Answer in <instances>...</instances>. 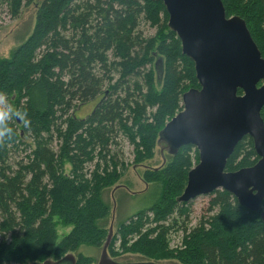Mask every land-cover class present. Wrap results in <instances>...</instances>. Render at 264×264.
Segmentation results:
<instances>
[{
    "label": "trees",
    "instance_id": "16d2710c",
    "mask_svg": "<svg viewBox=\"0 0 264 264\" xmlns=\"http://www.w3.org/2000/svg\"><path fill=\"white\" fill-rule=\"evenodd\" d=\"M29 1L0 0V14L7 9L16 19ZM222 1L228 17L246 21L264 57V0ZM143 21L165 32L169 16L161 2L150 0H42L32 33L0 61V108L11 106L31 122L26 128L12 117V138L0 140V264L58 261L82 246L103 249L109 231L98 223L110 212L103 196L129 167L125 148L133 149L131 164L151 160L160 131L183 110V94L199 88L177 35L168 28L164 38L146 39ZM157 58L163 60L161 88L152 67ZM95 100L93 112L79 118L78 109ZM193 148L144 173L152 204L120 224L108 247L111 258L119 255V242L121 255L152 260L264 264L260 213L244 209L226 191L211 195L209 215L196 226L179 225L190 212L189 203L177 199L199 162L195 150L193 165ZM259 159L245 137L227 171ZM59 223L71 228L63 237ZM172 232L182 234L175 251L169 249ZM92 262L79 256L77 264Z\"/></svg>",
    "mask_w": 264,
    "mask_h": 264
},
{
    "label": "water",
    "instance_id": "95a60500",
    "mask_svg": "<svg viewBox=\"0 0 264 264\" xmlns=\"http://www.w3.org/2000/svg\"><path fill=\"white\" fill-rule=\"evenodd\" d=\"M150 1L164 5L168 28L181 41L183 55L193 61L199 83L198 89L183 94V110L159 134L158 143L171 156L186 146L198 151L199 162L177 201L189 203L226 191L264 221V57L246 21L228 17L222 0ZM245 137L252 139L260 159L252 167L228 172V161ZM111 240L112 229L98 264H159L116 262L108 254ZM32 264H77V259L71 253Z\"/></svg>",
    "mask_w": 264,
    "mask_h": 264
},
{
    "label": "rangeland",
    "instance_id": "374dc122",
    "mask_svg": "<svg viewBox=\"0 0 264 264\" xmlns=\"http://www.w3.org/2000/svg\"><path fill=\"white\" fill-rule=\"evenodd\" d=\"M41 1L42 0H30L28 4H24L20 15L16 19L10 18L7 9H5L0 14V61L9 60L13 52L32 33L35 26L36 11ZM140 32L146 39H152L156 37L157 40H160L164 38V36L169 32V29L167 28L165 32H160L159 28L151 26L149 23L143 21L140 25ZM152 67H154V69L157 68V87L161 88L160 80L162 77H160V75L163 65L159 62V58L155 59L154 65H152ZM97 102L98 100L90 101L81 106L78 109V117L86 118L93 112L97 106ZM0 105L4 106L5 104L2 101L0 102ZM163 148L164 146L158 143L154 152V157L151 160L139 165L131 164L134 159L132 147L127 146L125 148V162L129 164V167L118 184L105 191L103 198L109 205L110 212L105 220L98 223L108 231L112 229V239L117 234L121 223L151 206L153 199L150 194V187L144 183L142 178L147 170L151 171L155 169H161L163 166L165 167L168 165L170 162V157L167 153V150ZM195 150L196 149L193 148L192 151L193 165L196 164L197 160ZM211 195L200 196L189 202L188 208L190 212L188 219L187 221H185V218L180 219L179 225H183L185 222L187 223L186 226L189 228L191 226L194 227L200 222V220L203 219V217H207L209 215L210 201L212 199ZM70 231V227L59 223L58 235L60 237H63ZM168 238L170 250L175 251L177 248H180L182 244V234L180 232H172ZM119 245L120 243L117 242L116 247L117 250L119 249V251L116 252L119 255L116 258H112L119 263H142L150 261L159 264H181L179 261L171 258L164 260H152L140 254L127 253L121 255ZM102 252V248L82 246L77 252L74 253V256L76 257L77 261L79 256H83L92 259V264H98L102 256Z\"/></svg>",
    "mask_w": 264,
    "mask_h": 264
},
{
    "label": "clouds",
    "instance_id": "9594fccd",
    "mask_svg": "<svg viewBox=\"0 0 264 264\" xmlns=\"http://www.w3.org/2000/svg\"><path fill=\"white\" fill-rule=\"evenodd\" d=\"M0 102H2V100H0ZM25 115L26 114H22L19 111H15L11 106L0 108V140H3L5 137L8 139L12 138V131L7 126V121L14 116H19L26 128L30 127L31 122L24 118Z\"/></svg>",
    "mask_w": 264,
    "mask_h": 264
}]
</instances>
